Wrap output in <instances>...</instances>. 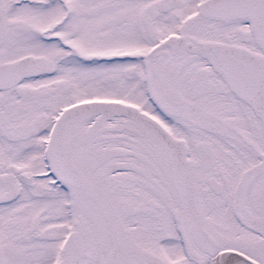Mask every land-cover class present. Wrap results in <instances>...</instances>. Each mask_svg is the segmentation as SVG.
<instances>
[{"label": "snow or ice", "instance_id": "6c2138e0", "mask_svg": "<svg viewBox=\"0 0 264 264\" xmlns=\"http://www.w3.org/2000/svg\"><path fill=\"white\" fill-rule=\"evenodd\" d=\"M0 264H264V0H0Z\"/></svg>", "mask_w": 264, "mask_h": 264}]
</instances>
